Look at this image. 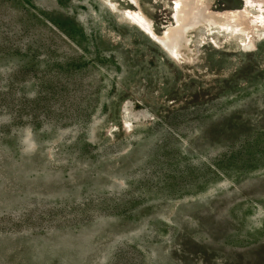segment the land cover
<instances>
[{
  "label": "rangeland",
  "instance_id": "rangeland-1",
  "mask_svg": "<svg viewBox=\"0 0 264 264\" xmlns=\"http://www.w3.org/2000/svg\"><path fill=\"white\" fill-rule=\"evenodd\" d=\"M132 9L0 0V264H264V35L178 60Z\"/></svg>",
  "mask_w": 264,
  "mask_h": 264
},
{
  "label": "bare ground",
  "instance_id": "bare-ground-1",
  "mask_svg": "<svg viewBox=\"0 0 264 264\" xmlns=\"http://www.w3.org/2000/svg\"><path fill=\"white\" fill-rule=\"evenodd\" d=\"M129 2L134 9L125 12L128 20L147 32L170 57L178 60L188 58L191 33L201 27L209 35L215 34L214 30L228 35L240 34L244 37L245 49L252 48L255 38L264 35V17L253 16L248 11L253 3L264 5V0H243L241 8L227 9L223 13L212 11L214 0H174L171 23L166 24L160 34H155L153 21L139 7L137 0ZM125 129L129 130V126H125Z\"/></svg>",
  "mask_w": 264,
  "mask_h": 264
},
{
  "label": "water",
  "instance_id": "water-1",
  "mask_svg": "<svg viewBox=\"0 0 264 264\" xmlns=\"http://www.w3.org/2000/svg\"><path fill=\"white\" fill-rule=\"evenodd\" d=\"M106 5H108L106 3ZM110 8V7H109ZM112 10V8H110ZM122 17V16H121ZM153 41V40H152ZM157 47H159L162 51H164L165 53H167L157 42H153Z\"/></svg>",
  "mask_w": 264,
  "mask_h": 264
}]
</instances>
